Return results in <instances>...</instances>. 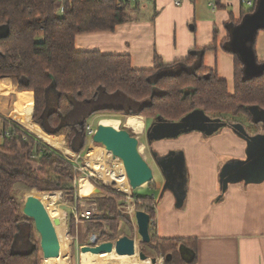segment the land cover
I'll list each match as a JSON object with an SVG mask.
<instances>
[{"label": "trees", "instance_id": "obj_1", "mask_svg": "<svg viewBox=\"0 0 264 264\" xmlns=\"http://www.w3.org/2000/svg\"><path fill=\"white\" fill-rule=\"evenodd\" d=\"M55 1L0 0V76H12L20 90L33 91L30 122L47 135H65L71 151L83 150L87 138L85 125L95 113L140 115L150 125L157 118L177 122L194 110L226 123H241L244 119L251 121L249 107L264 110V70L245 77L241 56L230 46L237 38L243 43L238 35L233 38L234 29L261 16L256 4L242 11L239 21L230 16L231 21L225 24L228 37L222 45L234 55V88L229 93L227 82L204 66V49H193L186 59L169 64L155 56L151 68L137 69L132 67L127 54L75 48V36L79 33L113 31L118 24L134 19L139 2L65 0L60 11ZM262 26L263 23L253 31L249 42L252 45L256 30ZM242 116L244 119H240ZM0 131H8L0 137V264H39L40 247L33 237L34 223L21 212L14 185L20 182L27 189L63 191L67 202L78 205L75 182L82 172L60 150L2 116ZM257 161H232L219 177L221 185L227 181H255L254 169L264 168V157ZM91 183L103 195L96 197L99 216L82 220L86 236L97 234L96 243L115 240L120 237L122 221L131 225L120 209L125 207L128 195ZM146 187L154 190L158 186L152 180ZM129 197L136 209L149 214L148 244L162 256V264L195 261L194 247H188L191 256L186 259L187 246L182 238L156 235L154 197L135 191ZM69 223L70 235L74 236L72 215Z\"/></svg>", "mask_w": 264, "mask_h": 264}, {"label": "crops", "instance_id": "obj_2", "mask_svg": "<svg viewBox=\"0 0 264 264\" xmlns=\"http://www.w3.org/2000/svg\"><path fill=\"white\" fill-rule=\"evenodd\" d=\"M147 1L151 6L140 3L134 19L118 24L113 31L77 34L75 48L79 51L97 50L102 54H127L132 67L137 69L151 68L155 56L169 64L186 59L193 49H204V66L225 80L229 93H232L234 55L222 45L228 37L225 24L231 21L230 16L239 21L241 12L250 10L254 4L259 13H263L264 0H252V6L242 0H181L179 5L173 0ZM212 1L216 4L214 9L210 6ZM261 18L264 25V13ZM244 45L246 51L243 49V53L251 48V66L243 63L242 72L245 77H250L264 70V26L256 30L253 45ZM248 111L251 122L254 115L260 121L259 128L252 132L246 131L242 123V129H234L218 119L223 124L211 135L190 131L167 140L148 141L152 157L153 154L167 156L171 153V156L181 155L183 159L181 165L171 164L169 170L174 173V179L170 182L159 172L162 183L154 189L155 194L146 184L140 186L155 198L156 235L179 237L187 248H195V261L189 262L191 254L186 248L184 252L188 260L183 264H264V173L255 181H227L224 185L218 177L221 166L227 171L234 160L251 164L264 157V110L253 106ZM33 112V91L20 90L12 76H0V116L54 145V148L67 152L65 137L58 136L64 142L56 141L30 122ZM143 124L141 131L145 129L144 121ZM252 150L258 153L252 156ZM262 168L258 166L254 171ZM122 192L129 198L127 191ZM102 195L101 190L86 198ZM71 205L74 210H79L76 203ZM74 221L72 237L76 238L83 234L79 233L83 222L75 218ZM89 235L86 236L85 228L83 237L87 239ZM104 256L105 253L84 252L80 264H104V260L97 262ZM67 261L61 246L56 256H40L39 264H67Z\"/></svg>", "mask_w": 264, "mask_h": 264}, {"label": "water", "instance_id": "obj_3", "mask_svg": "<svg viewBox=\"0 0 264 264\" xmlns=\"http://www.w3.org/2000/svg\"><path fill=\"white\" fill-rule=\"evenodd\" d=\"M263 13H261V16L255 18L254 20H248L247 24L250 28L243 31L248 30V33L251 35V32L258 27L256 25L261 26L263 23L261 18ZM243 49H245V45L236 41L237 52L240 54L243 63L250 67L251 60H248V51L243 53ZM221 125L222 123L217 119L209 117L202 111L194 110L177 122H167L163 121L161 118H157L150 124L146 134L149 142H151L152 139L176 137L180 133L190 131H200L205 135H211L217 131ZM233 127L234 129H242V126L239 124H236ZM91 140L93 143L103 145L106 150L111 152L113 157H117L121 160L131 189H136L137 187L153 180V170L151 166L139 153L138 138L131 135L127 129H118L111 125L98 123ZM153 159L159 169H161L160 167H162L163 162L168 167H171L172 163L181 165L183 161L181 155L171 156V153L167 156H156L153 154ZM225 169L226 167L223 166L220 177L226 172ZM99 192H101V189L94 186V189L91 192L81 196L88 197ZM21 212L26 217L33 220L35 230L39 234V247L43 256H56L60 250V242L55 230V225L60 223V219L58 217L52 219L41 200L33 194H30L25 198L24 204L21 207ZM126 216L135 222L138 238L142 242L148 243L150 241L149 214L145 210L136 209L132 218H130L128 212L126 213ZM96 239V237L92 239V245H82L80 247V251L82 253L91 252L93 254H99L102 252L110 253L113 251L116 255L128 256L136 253L135 240L127 235H122L114 241L106 240L99 243H96ZM138 255L141 260L149 258L142 250L138 251ZM150 262L155 264L157 262V258L150 257Z\"/></svg>", "mask_w": 264, "mask_h": 264}, {"label": "rangeland", "instance_id": "obj_4", "mask_svg": "<svg viewBox=\"0 0 264 264\" xmlns=\"http://www.w3.org/2000/svg\"><path fill=\"white\" fill-rule=\"evenodd\" d=\"M143 4L146 7L151 6L150 2H148V1L144 2ZM243 27H245V29H249L250 28L248 24L243 23L240 28L234 29L233 38L235 39V37L238 35L240 37V39L242 40V42L244 44L245 43L247 44V43L250 42V39H251L252 36L248 33V30L241 31V28L243 29ZM230 46L234 47V43L233 42L230 43ZM250 49L251 48H248V54H247V57H248L249 61L251 60V57H250V54H249L250 53ZM248 73L249 72L247 70L246 74H248ZM137 116H140V115H137ZM252 117H253V122L254 123L251 122V121H247V119H244L243 116L240 117V119H242V118L244 119L241 122L242 123L241 125L248 132H252V131H254V130L259 128V125H258V124H260L259 123L260 121H258L259 118L256 115H254ZM142 118H143V121L145 123V129L143 131H141L142 130L141 129L140 130L141 132L140 131L134 132L133 129H131L130 127L125 125V122H124L125 121V116H123V115H121L119 113H113V112L112 113H109V112L95 113V114H93V115H91L89 117V119L87 120L86 124L89 123V124L92 125L93 128L96 129V127H97L98 123H100V121H105V122L110 123V124H115L116 128H118V129H122V128L127 129L131 133V135L136 136L138 138V141H139V146H138L139 153L144 157V159L151 166V168L153 170V178L155 177V179H156V180L154 179L153 181L158 186L159 183H162V177L160 176V174H159L160 171H159V169H158L157 165L155 164L154 159L152 157V151H151L152 148L150 146V143H148V140L146 138V131H147L148 127H149V121H147L145 119V117H143V116H142ZM236 124L240 125V122H233L232 121L231 123L230 122L228 123V125L231 126V127H233ZM61 136L65 137V135H61ZM36 137H38V136H36ZM52 137L55 138L56 141L64 142L63 139L58 137V136H53L52 135ZM165 139L167 140L168 138H165ZM204 139H206V138H203V140ZM65 140H66V137H65ZM45 143H47V142H45ZM48 145H50V144H48ZM50 146H52V145H50ZM64 146L67 148V152H63L58 147H55V149L60 150L62 152V154L64 156H66L67 158H69L70 160L73 159L74 162L77 164L78 168L82 172V174H80V176L76 179V182H75V185L77 187L76 195H77L79 201L81 199H86L85 196H81V195H85V194L91 192V190H90V188L88 186H83V184H82V181H86L84 177H87V179L90 180V182L94 181L95 183L102 184L108 189H114V190L122 191L121 189L118 188V185H117L116 182H112L110 184H106L99 177L100 171L98 170V168H99V164L101 163V161H99V156L95 155L97 150L99 151V153L101 155L100 159L104 160V157L106 159V156H109L111 158V160H110L111 163H108V164H110L111 167L112 166L114 167V166H116V164L118 162H121V160L119 158L116 157V159H115V157H113L112 154H110V152L108 153L107 152L108 150H106L103 145L98 144V143H93L91 138H86L84 148L79 153H75V152L71 151L67 147L66 143H65ZM90 146H92L91 147L92 150H91L90 153H88L89 151H87V150L89 149ZM52 147L54 148V145ZM257 153L258 152L256 150H252V156H254ZM84 157L87 158L88 161H90L91 165L96 167L97 171L87 165V161H86V159ZM224 158H228V157L224 156ZM257 163H258V161H257ZM120 164H121L122 169H124L123 164L122 163H120ZM222 168H223V166H221V168L219 170L218 177H220V173H221V169ZM263 171H264V169L262 168L260 171L256 172L253 176L254 177H260L264 173ZM124 173H125V170H124ZM125 177H126V174H125ZM126 179H127V177H126ZM126 181L128 183V179ZM95 187H97V186L95 185ZM14 188H15L16 194L20 198L21 207L24 204L25 198L28 195H30V194H33L36 197H38L37 194H40V193H56L57 194V198H56V200H55V202L53 204L48 205V204L44 203L42 200H41V202L43 203V205L46 208L48 213H49V211H54V212H57V210L61 211V212L63 211L64 223H63V227L61 226L62 228L60 229V233L58 235L59 236L58 237L59 241L61 242L60 243V247L62 246V253L65 254L66 257L68 258V261H67L68 263L67 264H80L82 256L84 254V253H82L80 251V247L82 245H92L93 244V241H92L93 238H92V234H90L87 239H85L83 237V235L85 234V225H84V223L82 225V228L79 231L80 235L83 233L81 236L78 235L77 236L78 238L77 237L74 238V237H72L70 235V232H69V229H70L69 228V225H70L69 219H70L71 215L74 217L73 212H75V210L71 207L73 205H71V203L67 202L66 199L64 198L63 191H38L35 188L27 189L20 182H17L14 185ZM82 188H83V190H80ZM126 189L123 190V191H127V193L131 194L132 189L129 186V183H128V189L127 190ZM155 191L156 190H154L152 192V194H155ZM135 192L137 194H146L147 190L138 187V188H136ZM92 196H93V194H92ZM90 199H92L93 201H96V196L93 197V198L90 197ZM120 209H121V212H124V213L128 212L129 215H130V218H132L134 216V211L136 210V208L134 206V201L132 199H130V197H129L126 200V202H125V207L120 208ZM51 217H56V216H51ZM130 221H131V225L125 223L124 221L121 222L118 234L120 236L127 235V236H129V237H131V238H133L135 240V244H136L135 245V248H136L135 255L117 256L116 254L114 255L113 252L105 253V256L102 257V259L100 258V260H98L97 262H100L101 260H104L103 261L104 264H107V263L108 264H139L141 262L142 263H146V264H152L150 262V257H155V258H157V263L156 264L163 263V259H161V255H157L156 254V252L153 249V247H151L152 245H150L148 243H144L140 239L137 238L136 224H135V222L133 220L130 219ZM95 236L97 237L98 235L95 234ZM33 237H34V239L37 242H39V234L36 231H34ZM112 241H114V240H112ZM83 243H85V244H83ZM139 250H142L144 253L145 252L148 253L150 255V256H148L149 258L146 259V260H141L139 258V255H138V251ZM39 253H40V256L42 257L43 254H42L40 248H39ZM110 256H112V257H110Z\"/></svg>", "mask_w": 264, "mask_h": 264}, {"label": "bare ground", "instance_id": "obj_5", "mask_svg": "<svg viewBox=\"0 0 264 264\" xmlns=\"http://www.w3.org/2000/svg\"><path fill=\"white\" fill-rule=\"evenodd\" d=\"M124 122H125L126 126L130 127L131 129H133V131H136V132L140 131L142 129V127H143V118H142V116L129 115V116L125 117V121ZM100 123L105 124V125H111V126L116 128L115 124H110V123H107L105 121H100ZM91 147L92 146H90L89 149L87 150V151H89L88 153L91 152V150H92ZM107 152L109 153V151H107ZM110 154H111V152H110ZM95 155L99 156V161H101V163L99 164L98 170L100 171L99 177L104 181V183L110 184L112 182H116L119 189H121V190H125L126 188L128 189V183L126 181L127 179L125 177L124 169H122L121 164H120L122 162H118L116 164V166H114V167L112 166L111 167L110 164H108V163H111L110 162L111 158L109 156H106V159L104 157V160L100 159L101 155H100L98 150H97ZM85 159L87 161V165L97 171L96 167L91 165L90 161H88L87 158H85ZM84 178H85L86 181H89L87 179V177H84ZM86 181H82L83 186H88L90 188V190L92 191L94 189V186L92 185V183H90V182L88 183ZM37 195L40 198V200H42L44 203H46L48 205L53 204L55 202L56 198H57V194L56 193H40V194H37ZM49 215H50V217L51 216H56V217H58L60 219V223L58 225H55V230H56V233H57V236H58L59 233H60V229L63 227V223H64L63 211L62 212L58 211V210H57V212L49 211ZM51 218L53 219L55 217H51ZM137 238H138V236H137ZM60 250H61V247H60ZM89 253H91V252H89ZM102 253H107V252H102ZM113 253L115 255V252H113ZM117 256H127V255H117ZM110 257H112V256H110ZM139 264H146V263H142L141 262Z\"/></svg>", "mask_w": 264, "mask_h": 264}, {"label": "built area", "instance_id": "obj_6", "mask_svg": "<svg viewBox=\"0 0 264 264\" xmlns=\"http://www.w3.org/2000/svg\"><path fill=\"white\" fill-rule=\"evenodd\" d=\"M64 1L65 0H56L55 4H56V9L58 10H62L63 9V5H64ZM133 2H139V3H144L147 0H130ZM242 2H244L247 6H252L253 1L252 0H242ZM173 3L175 5H179L181 3V0H173ZM211 8H216V4L212 1L210 3ZM95 131V128L92 127L91 124L87 123L85 125V133L87 138H91L93 133ZM7 135L8 131H0V137H2L3 135ZM73 162L74 160L71 159ZM78 206H79V210H75L74 212V218L76 219V221H82L83 219H92L95 217L99 216V213L97 211V205H96V201H93L90 198H86V199H81L78 202ZM96 237L95 234H92V238Z\"/></svg>", "mask_w": 264, "mask_h": 264}, {"label": "flooded vegetation", "instance_id": "obj_7", "mask_svg": "<svg viewBox=\"0 0 264 264\" xmlns=\"http://www.w3.org/2000/svg\"><path fill=\"white\" fill-rule=\"evenodd\" d=\"M152 134V133H151ZM146 138H147V134H146ZM161 169V174H162V176L166 179V180H168L169 182H170V179H174V177H173V175H174V173L172 174V172L169 170L170 169V167H168L166 164H164V162H163V165H162V167H160ZM168 178V179H167Z\"/></svg>", "mask_w": 264, "mask_h": 264}]
</instances>
